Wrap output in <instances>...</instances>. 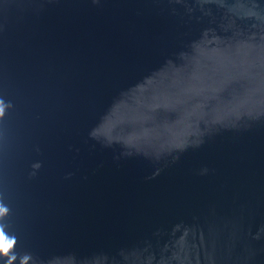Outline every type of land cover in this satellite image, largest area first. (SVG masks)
Returning <instances> with one entry per match:
<instances>
[{"label": "water", "instance_id": "1", "mask_svg": "<svg viewBox=\"0 0 264 264\" xmlns=\"http://www.w3.org/2000/svg\"><path fill=\"white\" fill-rule=\"evenodd\" d=\"M0 264H264V0H0Z\"/></svg>", "mask_w": 264, "mask_h": 264}, {"label": "snow or ice", "instance_id": "2", "mask_svg": "<svg viewBox=\"0 0 264 264\" xmlns=\"http://www.w3.org/2000/svg\"><path fill=\"white\" fill-rule=\"evenodd\" d=\"M12 241H9L3 234H0V250H6Z\"/></svg>", "mask_w": 264, "mask_h": 264}, {"label": "clouds", "instance_id": "3", "mask_svg": "<svg viewBox=\"0 0 264 264\" xmlns=\"http://www.w3.org/2000/svg\"><path fill=\"white\" fill-rule=\"evenodd\" d=\"M0 115H3V109L2 108H0ZM5 211H6V209L0 208V214H2ZM0 234H3L2 231H0ZM13 244H14V241H12L11 245L6 250H0V251H2L5 255H7Z\"/></svg>", "mask_w": 264, "mask_h": 264}]
</instances>
